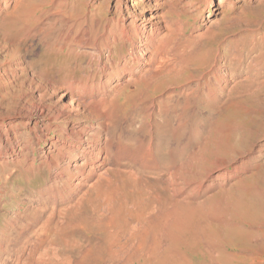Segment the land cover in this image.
<instances>
[{
  "label": "rangeland",
  "instance_id": "rangeland-1",
  "mask_svg": "<svg viewBox=\"0 0 264 264\" xmlns=\"http://www.w3.org/2000/svg\"><path fill=\"white\" fill-rule=\"evenodd\" d=\"M160 1L180 9L176 0ZM184 1L187 0L180 3ZM129 2L0 0V140L7 141L0 144V264H26L48 259L61 262L62 257H67V246L57 237L52 235L48 243L45 240L50 232L35 234L49 212L56 220L55 209L61 202L67 204V187L64 188V196H55L54 205L50 202L44 208L41 202L55 191L51 173L67 170L63 161H58L54 169L49 166L50 162L57 160V149L61 146L58 134L52 130L44 136V128L33 129V122L23 124L20 118L10 119L13 123L10 127H2L1 124L6 117L16 114H31L35 120L37 105H56L57 96L51 93L52 88L61 89L65 101H74L70 115L75 110L82 112L84 104L77 102L78 93L82 90L74 94L69 86H80L94 75L95 79L103 78L97 70L101 60L114 68L127 61V65L141 69L143 60L129 56L133 48L130 41L121 37V20L130 31L133 23L138 27L143 25L150 11L164 12L160 25L152 28L145 25L144 34L131 39L137 43L138 39L144 41L145 34L156 36L152 54L147 57L152 55L149 61L165 55L169 61L174 60L177 67L183 65V68L193 69L198 67V57L206 56L207 63L215 57L208 69L202 73L197 69L200 77L197 75L196 81L182 84V94L176 103L182 157L179 163L186 164L183 168L186 176L217 159L226 161L218 173L210 172L203 177L197 173L198 180L185 188V192L194 186L193 192L198 191L200 196L205 191L201 200L215 195L206 207L220 212L221 215L216 217L222 238H228L235 249L224 251L232 256L218 252L214 262L208 256L185 253L179 264H264V85L261 83L264 81V0H223L219 15L216 14L218 0H195L191 6L194 11L191 17L182 9L178 10L182 11L178 16L176 10L166 14L164 6L143 8L148 0ZM157 37L162 39L159 41ZM86 41L91 43L86 45ZM184 52L185 56L181 58ZM116 80L109 82V88L117 85ZM142 88L140 85H125L112 102L110 109L116 121L115 131L118 130L120 139L125 142L135 133V140L132 137V143L127 141L132 150L137 143L145 145L151 140L152 157L159 162L171 161L172 151L170 153L169 150L175 143L170 131L174 124V101H154L157 93L153 89L146 92V99L135 105L130 99L126 100L132 90L136 93ZM169 114L171 119L167 124ZM70 115L67 117V110H64L53 123L67 128L71 124ZM51 139L54 148L49 147ZM157 139L161 142H156ZM167 169L163 171L164 177L171 167ZM222 174L226 177L219 179ZM64 181V186H67V180ZM210 182L211 186H208ZM33 210L36 213H31ZM59 218L64 219L65 215L59 214ZM61 235L67 236V230H61ZM82 235L85 238L92 233L76 232V243L85 244ZM73 253L72 262L76 260L78 263L80 259ZM85 264L95 263L89 261Z\"/></svg>",
  "mask_w": 264,
  "mask_h": 264
},
{
  "label": "bare ground",
  "instance_id": "bare-ground-1",
  "mask_svg": "<svg viewBox=\"0 0 264 264\" xmlns=\"http://www.w3.org/2000/svg\"><path fill=\"white\" fill-rule=\"evenodd\" d=\"M181 1L183 0H176L180 7L178 10L182 9L188 15L193 14L194 11L191 6H193V1L195 0H187L180 3ZM222 1L218 0L217 15L222 13ZM163 6L166 8V14L169 13L168 11L175 12L176 10L177 15L181 16L182 11L179 12L175 9V6L163 4L160 0H148L146 4H143V8H162ZM159 13L150 11L145 17V21L142 22L143 25L138 27V25L133 23L130 31L127 29L128 27L125 28V21L121 20V37L124 41H130V46L133 48L129 56L137 57L139 61L143 60L141 69L138 66L135 68L127 65V61L120 63L119 67L115 66L116 68H114L109 65L106 66L101 60L97 70L103 74V78L100 76L99 79L98 77L95 79L94 75L91 79L89 78L85 81L84 84H80V86L77 84L75 85L76 87L69 86L72 90H68L74 94L82 90L81 93H78L77 100L78 103L84 104V107H81L82 112L75 110L70 115L74 101L72 99L65 101V95L60 93L61 89L52 88L50 89L51 93L57 96L56 105H37L35 108L37 118L35 120L30 117L31 114H16L13 117H6L1 124L2 127H10L13 124L10 119L20 118L23 124L33 122V129L36 127L44 128V136H48L52 130H55L56 134H58V139H56L60 140L61 146H57V160L53 163L49 161V166L54 169L58 161H63L67 164V170L60 169L54 174L51 173L54 184L53 190L55 191L41 201L44 208L50 202L54 205L53 200L64 196L63 192L66 190L64 188L67 187V204L65 205L61 202L57 209L51 205V208L55 209V211L57 210V219L54 220L52 218L53 213L49 212L50 215L43 220L35 233L37 235L39 232H42V234L50 232V236L45 240L48 243L52 235L54 238L57 237L59 242L65 243V246H67V257H62L61 259L63 260L61 262H51V259H48L47 261L38 262L29 261L26 264H85L89 261H93L95 264H128V262L134 261L139 264H179L184 259L183 255L185 253L208 256L211 262H214L213 259L218 252L232 256L228 251L224 253L229 248L231 250L235 248L227 240L228 238L226 240L222 238L223 235L219 229L220 224L216 217V215H221L220 212L217 213V209V212H215L206 207L215 195L206 196L201 200L200 198L204 196L205 191L200 196L198 191L193 192L195 191L194 186L192 189L188 188L190 190L185 192V188L198 180L197 173L202 175V177L210 172L213 174L218 173L223 170L226 161L217 159L213 163L204 165L203 168L200 166L195 170L196 172L194 171L195 173H189L187 170L189 174L186 176L183 171L186 164L179 163L182 157L180 152L179 115L176 108L179 97L182 94V86H184L182 84H192V82L196 81L197 69L201 70L200 73H202L203 70L210 67L211 63H214L215 57L213 61L211 60L208 63L206 62V56L198 57L199 64L198 67L193 68L194 70L183 68V65V67L181 65L177 67L174 60L169 61L168 58H165L167 57L165 55V57L159 56L149 61L152 55L148 59L147 57L152 54L153 41H155L153 38L156 36L145 34V43L140 39L135 43L131 39L135 35L144 34L145 25H149L150 28L159 26L164 17V12ZM161 39L158 38L159 41ZM90 43L87 42L86 45ZM185 52L180 56L181 58L185 56ZM186 71L188 72L186 73ZM122 78H126L123 83H121L122 81L120 82ZM112 79H117L118 83L109 88V82ZM263 82L261 83L264 85ZM125 85L134 87L140 85L143 87L141 92L135 93V90L128 92L126 100L130 99L132 105L146 99V92H150L152 89L157 93V96L153 98L154 101L162 102L170 99L174 101V124H172V130L170 128V131L175 143L173 149L169 150L170 153L172 151L171 161L159 162L152 157L151 140H148V144L146 141V144H143L144 146L138 145L139 143H137L138 146L133 144L135 150H132L128 143L130 140H135V133L132 136H126L129 142H125V140L120 139L118 130L115 131L116 121L113 120L110 107L114 99L125 88ZM50 94L47 96H50ZM85 98H87V101H84ZM64 110H67V117H69V114L71 118V124L67 128L53 123ZM148 116L150 115L148 114ZM169 116L170 114L167 115V124L170 123L171 118ZM160 139H157L156 142L160 143ZM4 142H7L6 139L5 141L0 140V144ZM53 142L51 139L48 143L49 147H53ZM170 163H172L171 169L169 172L167 171L168 174L164 177L163 171L169 167ZM176 164H179V166ZM222 175V177L218 178L226 177L225 174ZM65 179L67 180V186H64ZM211 183L208 186H211ZM196 187L200 188L199 184L197 185L196 183ZM56 195L57 197H55ZM35 211L33 210L31 213ZM29 212H27V215ZM58 213L65 215V218L60 219ZM20 226L23 225L20 224ZM19 229L21 230L22 227ZM57 229L59 231L55 234ZM61 230L65 232L67 230V236L62 237ZM14 231L16 232V230ZM82 231L91 232L92 235L85 238L82 235L85 244L82 242L76 243L74 234ZM72 252H74L73 254L76 258L79 257L80 261L78 263L75 262L76 260L72 262Z\"/></svg>",
  "mask_w": 264,
  "mask_h": 264
}]
</instances>
